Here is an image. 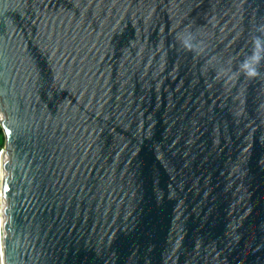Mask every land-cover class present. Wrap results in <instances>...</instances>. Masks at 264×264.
<instances>
[{
	"label": "water",
	"instance_id": "water-1",
	"mask_svg": "<svg viewBox=\"0 0 264 264\" xmlns=\"http://www.w3.org/2000/svg\"><path fill=\"white\" fill-rule=\"evenodd\" d=\"M4 264H264V0H0Z\"/></svg>",
	"mask_w": 264,
	"mask_h": 264
},
{
	"label": "built area",
	"instance_id": "built-area-1",
	"mask_svg": "<svg viewBox=\"0 0 264 264\" xmlns=\"http://www.w3.org/2000/svg\"><path fill=\"white\" fill-rule=\"evenodd\" d=\"M0 126H1V118H0ZM5 154L6 150L5 147L0 150V215L2 216V207H3V201H2V186H3V164L5 161ZM2 172V175H1ZM3 217V216H2ZM4 219V218H3ZM2 229V231H1ZM3 227L1 228L0 226V264H4V259H3Z\"/></svg>",
	"mask_w": 264,
	"mask_h": 264
},
{
	"label": "trees",
	"instance_id": "trees-1",
	"mask_svg": "<svg viewBox=\"0 0 264 264\" xmlns=\"http://www.w3.org/2000/svg\"><path fill=\"white\" fill-rule=\"evenodd\" d=\"M5 147V138L0 126V150Z\"/></svg>",
	"mask_w": 264,
	"mask_h": 264
},
{
	"label": "bare ground",
	"instance_id": "bare-ground-1",
	"mask_svg": "<svg viewBox=\"0 0 264 264\" xmlns=\"http://www.w3.org/2000/svg\"><path fill=\"white\" fill-rule=\"evenodd\" d=\"M3 222H4V219H3V217L0 215V226H1V228L3 227ZM1 231H2V229H1ZM3 255H4V253H3Z\"/></svg>",
	"mask_w": 264,
	"mask_h": 264
},
{
	"label": "rangeland",
	"instance_id": "rangeland-1",
	"mask_svg": "<svg viewBox=\"0 0 264 264\" xmlns=\"http://www.w3.org/2000/svg\"><path fill=\"white\" fill-rule=\"evenodd\" d=\"M1 175H2V172H1Z\"/></svg>",
	"mask_w": 264,
	"mask_h": 264
}]
</instances>
